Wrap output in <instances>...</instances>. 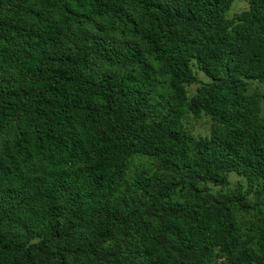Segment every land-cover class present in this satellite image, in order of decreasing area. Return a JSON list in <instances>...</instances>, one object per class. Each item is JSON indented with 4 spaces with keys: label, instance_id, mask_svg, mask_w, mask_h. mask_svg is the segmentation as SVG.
Here are the masks:
<instances>
[{
    "label": "trees",
    "instance_id": "16d2710c",
    "mask_svg": "<svg viewBox=\"0 0 264 264\" xmlns=\"http://www.w3.org/2000/svg\"><path fill=\"white\" fill-rule=\"evenodd\" d=\"M230 1L0 0V264H264V0Z\"/></svg>",
    "mask_w": 264,
    "mask_h": 264
},
{
    "label": "rangeland",
    "instance_id": "374dc122",
    "mask_svg": "<svg viewBox=\"0 0 264 264\" xmlns=\"http://www.w3.org/2000/svg\"><path fill=\"white\" fill-rule=\"evenodd\" d=\"M248 4L244 0H231L226 6L225 15L227 18H232L234 15L239 14L240 12L247 9ZM194 71L198 79L202 82H207L208 79L195 68ZM248 83V93H264V83L257 81H247ZM198 85H190L186 88L187 96L191 97L195 94L196 88ZM163 93V92H162ZM260 120H264V102L261 104L259 111ZM183 123L187 133L194 139L207 138L210 135L211 128L214 126V122L208 116H201L199 119L193 118L191 115L186 116L183 119ZM5 139L0 136V148L3 146ZM149 167L154 171H160L157 165L146 158H134L132 160L130 171H135L136 169ZM228 180L230 182V187H233L237 181L241 180L237 175L233 173L227 174Z\"/></svg>",
    "mask_w": 264,
    "mask_h": 264
}]
</instances>
